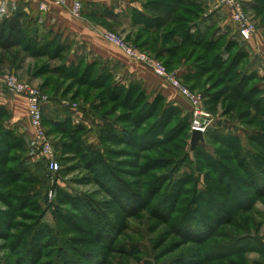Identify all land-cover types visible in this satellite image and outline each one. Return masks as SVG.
Segmentation results:
<instances>
[{
    "label": "rangeland",
    "instance_id": "obj_1",
    "mask_svg": "<svg viewBox=\"0 0 264 264\" xmlns=\"http://www.w3.org/2000/svg\"><path fill=\"white\" fill-rule=\"evenodd\" d=\"M66 1L54 3L64 6ZM138 1L147 5L154 24H166L149 31L143 23L133 24L125 15L111 18L100 8L87 18L84 5L77 10L79 0L72 16L87 21L109 51L117 49L152 70L187 102L167 105L165 119L161 100L146 110L159 97L143 92L140 82L123 80V72L103 60L83 57L87 53L91 59L90 45L62 42L57 35L54 41L65 49L49 53L33 43L49 34L32 31L21 48L0 51V92L25 100L24 130L31 135L13 130L10 111L0 106V264H264V76L259 70L264 64L253 69L248 44L227 25H219V15L208 36L215 35L216 41L225 37L208 52L183 42L187 28L179 30L173 0ZM212 2L214 6L203 3L195 11L204 17L218 4ZM40 9L48 11L49 6ZM247 13L264 37L262 16L255 10ZM103 33L123 44L109 42ZM165 41L179 43L172 45L173 54H163ZM228 41L234 42L230 58L220 68L216 58ZM123 45L162 64L183 88L201 96L213 133L222 135L205 133V141L193 151L189 100L167 78L130 57ZM182 69L197 75L183 76ZM253 73L255 80L244 79ZM9 78L48 99L44 125L60 164L58 173L45 165L28 98L3 89L2 81ZM84 114L96 125L92 136L82 122ZM162 120L166 125L157 128L162 130L157 137L153 126ZM65 122V128L56 126ZM124 185L141 196L135 209L120 194Z\"/></svg>",
    "mask_w": 264,
    "mask_h": 264
},
{
    "label": "crops",
    "instance_id": "obj_2",
    "mask_svg": "<svg viewBox=\"0 0 264 264\" xmlns=\"http://www.w3.org/2000/svg\"><path fill=\"white\" fill-rule=\"evenodd\" d=\"M216 1L219 4V0ZM243 1L249 12L253 10L252 6H254L257 0ZM74 2L75 0H67L66 4L64 6L61 5V7L54 3V0H0V19L16 14L17 12H22L25 15V25L31 31H45L49 34L48 37L51 39L54 37L57 38L58 35L62 42H69L73 39L79 43L82 42L80 44L84 43L90 45L91 48L93 47L91 59L86 55L87 53L82 55L83 57L88 58L92 62L103 60L112 70L115 71L117 68L116 71L120 72L119 74L123 72L121 75V78H124L123 80L131 81L130 83L140 82L148 94L155 97L161 96L172 106H178L180 104L183 106L188 105L176 90L170 87L168 88L166 84H164L163 79L158 77L152 70L141 64H136L126 56H123L117 49L113 48V50L109 51L107 49L109 45L104 44L103 41L98 38L100 35L97 37L89 30L86 19H84L86 22H83L72 16V6ZM138 2V0H85L84 10L87 18L94 12H99V10L96 9L100 8L101 10L114 13L116 16L121 17L125 15V18L129 17L130 22L133 23L134 13L145 12L142 10L143 8L140 2ZM203 3L208 8L211 7L210 3L213 4L212 0H205ZM42 5L49 6V10H41L40 7ZM212 6H214V4ZM216 10H218L216 7L214 9H208L204 17L198 21V27L205 28L211 26L213 19H216L217 15H219L218 24L221 26L227 25L240 40L231 23L229 12L227 10H218L216 13ZM196 28H194L193 32L196 31ZM91 37H93V40L90 39ZM248 46L252 54L251 63L254 64L253 69L258 70L257 65L264 64V37L261 30L258 31L257 35ZM259 70H261V75L264 76V66ZM188 73L187 69L181 70L182 75H187ZM26 105L27 103L23 98L12 97L9 94L0 92V106L6 107L11 113L9 125L13 130L17 129L21 133L26 131L24 128L28 129V112ZM55 109L52 108L53 111ZM81 119L83 124L88 126L89 130L96 131V125H94L89 115L84 114ZM93 131L90 132L88 136L94 135ZM26 132L31 136L28 131Z\"/></svg>",
    "mask_w": 264,
    "mask_h": 264
},
{
    "label": "trees",
    "instance_id": "obj_3",
    "mask_svg": "<svg viewBox=\"0 0 264 264\" xmlns=\"http://www.w3.org/2000/svg\"><path fill=\"white\" fill-rule=\"evenodd\" d=\"M173 1L175 2V5H176L173 8V10H174L173 12L175 13L174 15L176 17L175 18V20H176L175 22H176V24H178L179 30L181 31V30L187 28V34L185 36V40L183 39V42L184 43L186 42L185 44L191 43L194 46L206 47L208 49V52H210V49H213L217 45L219 46L220 43H223L225 35L220 37L217 41L215 39V35H214V37H210L209 38V36H210L209 34L213 30V25L205 27V28L198 27V25H197L198 21L202 17L200 15L201 13H198L197 11H195V8L203 6V2L201 0H173ZM142 8L144 9L145 12H142V13L141 12H136V13L133 14V24L137 25L139 23H143L144 26H145V29H147L149 31H153L158 26L161 27V26L166 24L165 21L163 22L164 24L162 23L163 25L162 24L161 25L154 24L156 22V19H155V17L152 14H148L146 12L147 5L143 4ZM180 9H182V13L179 14V10ZM252 9L255 10L256 14H258V15H256L257 17L262 16V18L264 20V0H257L256 3L254 4V6H252ZM106 13L111 18H118V16L114 15V13H111V12H108V11ZM191 16H193V18H191ZM145 17L147 18L146 20H142L143 22H138V19H140V18L145 19ZM188 17H190L191 20H187ZM24 18H25V15L22 12H17L16 14H13L11 16H7V17H4L3 19H0V51L2 52L1 54L12 53L16 49L21 48L22 45L24 44V42L28 39V36L30 34L29 32H32V31L25 25ZM183 23H186V25L184 24V26H182ZM196 26H197V28H196ZM194 28H196V31L193 32ZM174 30H178V29H174ZM217 31L218 30H216V32ZM55 38L56 37H54L52 39L48 38V39H46L44 41L35 40V41H33V43L37 47H41V48H43V49H45L47 51L49 50V53H57L58 54L60 50L62 51L65 48L61 47V45L57 46L59 44H57L54 41ZM183 42L180 45H183ZM233 43L234 42H232V41H228V42L224 43L223 46L221 47L222 51L219 53V56H217V58H216L217 59L216 60L217 61V65L220 68L223 66V64H226L229 61L230 54H231L230 47L233 46ZM172 45H176L178 47L179 43H177V44L173 43ZM172 45L169 44L167 41H165V43L163 45L164 50H162L164 52L163 54H173ZM55 46H56L57 49H56V51L55 50L53 51L52 48L55 47ZM27 51L30 52V46H28ZM37 54H40V53L37 52ZM234 60L235 61H233L230 64V67L235 66L236 58ZM94 63H96V62H94ZM94 65L95 64H93V66ZM196 75H197V73L195 72V74L188 73L187 75H183V76H186V77L187 76L188 77L191 76V78H195ZM256 78H257V75L253 73L252 75H249V76L246 75L244 79L246 81H251V80H255ZM134 84H137V83H134ZM138 85H140V84H138ZM138 85H136V86H138ZM242 85H244V83L241 84V87H242ZM138 87H140V86H138ZM130 88H133V87H129V89ZM135 88H137V87H135ZM254 89L256 90L255 87H254ZM143 90H144L143 92H146V90L144 88H143ZM130 92H131V90L128 91V96H129ZM160 100L162 101V103H164L163 104L164 105L163 116H164V119H165V112L169 109V107L167 105H169V106H172V105L166 103V100L163 97H161V96H159V98L155 99L154 102H152V103L148 102L149 104H147L148 106L146 105V110L149 107L159 106L160 105V103H159ZM243 102L247 103V98H245V100H243ZM176 108H178V107H176ZM176 108H172V109L176 110V111L178 109H180V108H178V109H176ZM0 111L2 112L3 110H0ZM180 113H181V111H180ZM171 114H174V113H171ZM189 118H187V120H189ZM66 123H68V122L59 123L56 126L58 128H65V126L67 125ZM44 124H45V122H44ZM165 125L166 124H165V122L163 120L154 124V126H153V127H155L154 131H158V132H156L158 134L157 137H161L162 136V134H160V133H162L161 132L162 130L160 129V131H159V129H157V128L158 127L163 128ZM187 125L189 126V128L191 130V121L190 122L188 121ZM179 128H182L181 130L184 129V127L181 126V124L179 125ZM214 129L215 128H211L207 132L208 133L207 135L211 136V137L214 136L215 138L220 137L222 134L220 132L213 133ZM63 130H65V129H63ZM216 130H218V129H216ZM218 134H220V135H218ZM229 139H233V138H229ZM164 141H166V140H164ZM191 147H192V145H191ZM197 147L195 149L192 148V150L196 151ZM99 164H100L99 166L102 165V163H100V162H99ZM45 165H46V163H45ZM120 194H121L122 197L124 195L128 196L126 198V200H127L128 203L132 204L134 209L138 205H140L142 203L141 196L139 194H136L133 191H130L129 188L126 187L125 185L121 188Z\"/></svg>",
    "mask_w": 264,
    "mask_h": 264
},
{
    "label": "built area",
    "instance_id": "obj_4",
    "mask_svg": "<svg viewBox=\"0 0 264 264\" xmlns=\"http://www.w3.org/2000/svg\"><path fill=\"white\" fill-rule=\"evenodd\" d=\"M85 4V0H79L77 4V10L80 12L81 8ZM218 10H227L230 14L231 23L236 30V33L243 43L249 44L252 42L256 33L258 31L257 26L251 21L248 16V11L243 0H219V4L216 6ZM103 37L116 45H122L123 43L116 39L111 33H103ZM127 54L148 65L152 68L159 76L167 78L175 87H177L183 96H185L191 104V132H201L203 135L207 133L212 124L213 120L210 114H207L201 107L202 98L201 96L193 95L189 90L183 88L173 77L167 74L166 69L160 63L154 62L151 58L146 55L139 54L129 48L122 47ZM2 85L4 90L14 94L22 95L28 98L29 102V117L31 121V126L33 129V134L40 146L41 152L45 159L47 169L55 174L60 171V164L56 159L53 145L48 137L45 125H44V104L48 101L47 98L42 97L39 92L30 87L27 84L19 83L13 79L9 81L3 80ZM47 101V102H46ZM64 105L77 107L78 104H71L64 102Z\"/></svg>",
    "mask_w": 264,
    "mask_h": 264
},
{
    "label": "water",
    "instance_id": "obj_5",
    "mask_svg": "<svg viewBox=\"0 0 264 264\" xmlns=\"http://www.w3.org/2000/svg\"><path fill=\"white\" fill-rule=\"evenodd\" d=\"M205 141V136L198 131L193 132L192 139H191V145L192 148L195 149L200 143Z\"/></svg>",
    "mask_w": 264,
    "mask_h": 264
}]
</instances>
